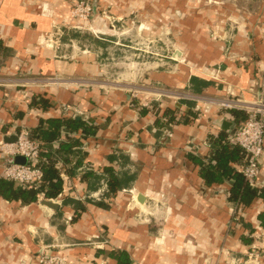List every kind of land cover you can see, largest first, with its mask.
Here are the masks:
<instances>
[{"label":"crops","instance_id":"obj_1","mask_svg":"<svg viewBox=\"0 0 264 264\" xmlns=\"http://www.w3.org/2000/svg\"><path fill=\"white\" fill-rule=\"evenodd\" d=\"M92 1L95 14L117 2ZM198 1L201 8L199 2L173 6L176 21L190 24L191 41L175 50L181 61L169 59V68L110 87L103 71L108 49L70 47L75 0H0V78L62 80L0 86V143L55 118L83 120L95 130L87 137L73 132L80 145L59 154L61 197L23 203L0 193V264H39L42 252L67 264H117L110 257L114 250L126 252L130 264H245L254 243L264 247L263 198L243 206L240 224L230 226L234 180L223 173L227 164L238 172L243 161L228 158L212 178L204 176L205 165L217 164L222 132V143L230 145L233 127L222 124H234L232 111L201 115L192 101L152 96L169 90L247 102L264 98V0H250L253 9L240 0ZM60 32L54 45L43 42L44 34ZM37 94L49 100L48 108L33 106ZM167 110L175 111L176 122H166ZM65 133L43 150L72 141ZM11 162L0 155V178ZM258 183L264 188V158Z\"/></svg>","mask_w":264,"mask_h":264},{"label":"rangeland","instance_id":"obj_2","mask_svg":"<svg viewBox=\"0 0 264 264\" xmlns=\"http://www.w3.org/2000/svg\"><path fill=\"white\" fill-rule=\"evenodd\" d=\"M240 1L243 2L240 6L256 7L250 0ZM177 2L196 5L199 2L198 8L204 4L198 0H117L110 9L94 12L82 29H70L67 33L70 47L78 48L79 52L107 48L109 54L105 57L103 71L108 85L129 86L131 80L137 81L143 73L163 66L169 68V59L182 60V54L175 50L191 41L187 34L190 24L176 21L173 6ZM73 7L74 4L70 12ZM93 19L98 21L95 23Z\"/></svg>","mask_w":264,"mask_h":264},{"label":"built area","instance_id":"obj_3","mask_svg":"<svg viewBox=\"0 0 264 264\" xmlns=\"http://www.w3.org/2000/svg\"><path fill=\"white\" fill-rule=\"evenodd\" d=\"M94 14V7L89 0H77L70 12L72 20H76L77 24L70 29L80 30L84 24L88 23ZM61 32L54 37L53 33L43 35V42L47 46L54 45L60 41ZM57 37L59 39H57ZM59 79L54 78H0V86L26 87V86H44L58 84ZM60 84V83H59ZM155 101L162 100L163 97H169L174 101H192L196 104V111L201 115L210 113L214 108L225 111H244L249 114V118L244 122L236 125L230 131L229 142L242 149L245 154L244 162L238 169V172L252 187H257L258 179L261 174L262 160L264 158V98L261 97L255 102H247L239 98H222L199 96L192 93H181L178 91H156L152 94ZM148 106L149 104H144ZM43 150V142L33 140L30 130L22 128L14 142H1L0 155L6 158L14 159L17 156L26 158L27 164H16L11 162L6 166L3 177L13 182L18 187L30 188L38 187L43 180L44 174L39 164L41 162V152ZM44 198V196L42 195ZM61 197V195L59 196ZM58 197V198H59ZM232 219L230 226L240 224L244 217L242 207L232 204ZM260 235H258L259 239ZM39 264H67L64 257L55 254H47L42 252L38 258ZM247 264H264V247L254 243L247 255Z\"/></svg>","mask_w":264,"mask_h":264},{"label":"trees","instance_id":"obj_4","mask_svg":"<svg viewBox=\"0 0 264 264\" xmlns=\"http://www.w3.org/2000/svg\"><path fill=\"white\" fill-rule=\"evenodd\" d=\"M198 84L194 85V90L198 91ZM41 105L43 108H48L49 100L44 97L43 94H37L33 97V106ZM175 111L167 110L165 116H167V123L176 122V118L173 116ZM233 116V121L235 125L244 122L249 118V114L244 111L233 110L230 112ZM168 125L169 124H165ZM65 131V137L68 140H72L73 132L82 131L84 137L94 135V127L89 123L84 122L83 120H77L75 118H55L42 122V124L35 129H31V138L36 141L43 142V144L50 145L53 141L61 138V132ZM224 132L221 133L220 138H217V144H215L216 155L213 157V160L216 161V166H212V163L207 165L202 164L205 171L204 176L209 175L211 178L217 172L218 166L226 167L223 163L229 159H240L244 162L245 154L242 149L234 146L230 143L224 144L222 140L224 139ZM80 145V141H70L68 143H61L58 149L46 148L41 152V162L39 167L43 171L44 177L43 180L39 183L38 187L22 188L15 187V184L7 179L0 178V193L9 200H21L23 203H32L38 200V196L43 195L47 199L58 198L62 192L65 190L64 182L60 177V171L57 168L56 164L59 160V154L61 152H70L74 146ZM231 146V147H230ZM67 161V160H65ZM204 169V168H203ZM227 170H224V175L232 177L234 182L229 190L230 192V201L233 204L240 205L241 207H249L255 198L264 199V188L252 187L245 180V178L239 173L233 171L230 166L227 164ZM113 186V184H111ZM261 219L264 218V215L260 216ZM264 225V221L262 222ZM110 257L114 259L117 264H130L129 255L121 250H114L110 253Z\"/></svg>","mask_w":264,"mask_h":264},{"label":"water","instance_id":"obj_5","mask_svg":"<svg viewBox=\"0 0 264 264\" xmlns=\"http://www.w3.org/2000/svg\"><path fill=\"white\" fill-rule=\"evenodd\" d=\"M235 124H232L230 122H227L225 121L223 124H222V128L223 129H230V128H235ZM16 140V136L14 138H11L9 140H7V142H14ZM14 163L16 164H22V165H25L27 164V160L26 158L24 157H21V156H17L14 158ZM143 197V196H142ZM141 199V198H140ZM44 204L46 206H49V207H56L57 205L53 204L52 201H45Z\"/></svg>","mask_w":264,"mask_h":264}]
</instances>
